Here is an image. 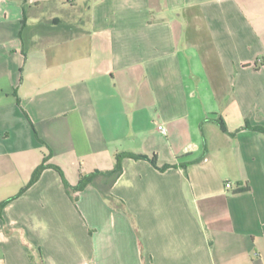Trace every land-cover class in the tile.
Segmentation results:
<instances>
[{"label":"crops","instance_id":"1","mask_svg":"<svg viewBox=\"0 0 264 264\" xmlns=\"http://www.w3.org/2000/svg\"><path fill=\"white\" fill-rule=\"evenodd\" d=\"M25 11L49 23L27 56ZM71 12L82 30L53 40ZM246 124L264 126V0H0V264H264V133ZM118 152L157 166L124 158L113 201L98 175L75 205L52 167L19 194L46 156L77 185Z\"/></svg>","mask_w":264,"mask_h":264},{"label":"trees","instance_id":"2","mask_svg":"<svg viewBox=\"0 0 264 264\" xmlns=\"http://www.w3.org/2000/svg\"><path fill=\"white\" fill-rule=\"evenodd\" d=\"M83 13L87 14V10L85 9V11ZM72 19H58L55 20L52 24V27L56 30L54 33V37L53 40L55 41H61V40H66L69 38H73L74 36H77L80 31L83 28V22H86L87 19H85L86 17H88V15H82V17L76 21L75 20V15H77L74 12H71L68 14ZM85 17V18H84ZM49 26V23H39L35 26H31L27 23V14L25 11L24 14V18H23V27H22V33H21V37H22V41H23V48L22 51L23 53L27 56L28 55V51H29V46H31L32 42H31V38L32 35H29L30 30L32 31L34 28H40V27H46ZM42 40H39L37 42H41ZM45 41V40H43ZM47 42V40L45 41ZM208 121H213L216 122L224 131H227V125L225 123V121L221 118H207L203 121L201 127L203 128V125L208 122ZM243 129H254V130H258L264 133V126L262 125H250V124H246L242 127H240L239 129H237L236 132L241 131ZM235 134V133H233ZM117 161L116 164L114 166L113 169L108 170V171H95L94 173H90V174H86V175H82L80 178V181L77 185H71L70 182L66 179L62 169L58 166V165H53L48 163L49 157L46 156L44 158L43 163L38 166L36 168V170L34 171L31 180L28 182V184L21 190V192L19 194H21L23 191H25L27 188L31 187L33 184H35L39 178L41 177V174L43 172L44 169L48 168V167H52L55 168L57 171H59L63 177V182H64V186L65 189L67 191V193L69 194V196L71 197L72 201L74 202L75 205H77L78 202V195H76V193L84 190L89 184H91L94 180V178L98 175H103L105 177V184L103 187L100 188L101 194L108 200L113 201L115 200L117 197L111 192V188L113 186V184L119 179V177L121 176L122 172H123V159L127 158V157H131L134 158L136 160H148L151 163H153L155 166H157L156 164V159L154 157H150L146 154L143 153H133V152H118L117 153ZM201 160L197 159L195 160L196 162H199ZM175 165L172 164H166L163 165L161 167H159L160 170H167L170 167H173ZM184 167H186L187 165H183ZM250 190L249 186H245V187H237L234 189V193H240V192H247ZM14 198V197H12ZM12 198L0 203V218H1V214H2V209L5 206V204L10 201Z\"/></svg>","mask_w":264,"mask_h":264},{"label":"rangeland","instance_id":"3","mask_svg":"<svg viewBox=\"0 0 264 264\" xmlns=\"http://www.w3.org/2000/svg\"><path fill=\"white\" fill-rule=\"evenodd\" d=\"M89 27H90V25H89L88 22H87L84 28H89ZM211 128H215L216 131H217L218 133H220V135H222V132H221V130H220V128H219L218 125H209V124L206 125V127L204 128L206 134L210 135V132H209V131L211 130Z\"/></svg>","mask_w":264,"mask_h":264},{"label":"built area","instance_id":"4","mask_svg":"<svg viewBox=\"0 0 264 264\" xmlns=\"http://www.w3.org/2000/svg\"><path fill=\"white\" fill-rule=\"evenodd\" d=\"M158 129H159L161 132L167 134V129H166V127H165L163 124H159V125H158ZM226 186H227L228 188H230V187H231V183H230V182H227Z\"/></svg>","mask_w":264,"mask_h":264}]
</instances>
